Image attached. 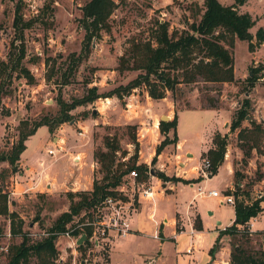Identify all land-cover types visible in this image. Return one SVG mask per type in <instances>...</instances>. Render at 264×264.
<instances>
[{"label":"rangeland","instance_id":"374dc122","mask_svg":"<svg viewBox=\"0 0 264 264\" xmlns=\"http://www.w3.org/2000/svg\"><path fill=\"white\" fill-rule=\"evenodd\" d=\"M89 1L22 0L23 21L32 22L24 30L22 44L25 57L20 62L28 76L21 77L16 71L10 82L5 78L2 80L4 94L0 103V152L8 151L17 142L18 129L23 121L31 124L44 116L54 117L58 111V97L71 103L82 98L91 87H97L102 94L126 85L139 74L136 71H118L119 59L129 47V42L132 39H149L158 21L168 23L169 32L187 30L191 23L199 20L204 3V0H122L109 19V30L101 31L98 38L91 40L88 58L70 76V56L80 55L85 43L82 8ZM217 1L223 6L234 3V0ZM263 3L264 0H248L238 11L263 16ZM17 5L18 0H0V61L9 64V69L20 49V42L16 40L13 28ZM258 7L262 8L257 10ZM259 27H264V16L250 32L254 35ZM262 47L251 53L246 42L235 41L234 76L237 80L234 83L181 84L174 97L167 93L159 101L150 99L143 88H138L121 100L116 97L100 98L92 104L76 107L70 113L72 121L64 123L53 133H49L45 126L39 127L25 142L17 172L12 173L7 163L0 164V171L9 175L0 184L9 193L8 207L23 218V228L29 232L30 238L36 240L45 236L55 219L69 210L71 201L79 200L77 196L71 200L70 194L88 191L94 179L102 178L100 166L91 172L89 164L96 162L92 157L95 151H106L104 139L108 137L119 142L116 163H129V159L135 155L136 165L145 164L149 169L163 173L171 179L169 182L176 184V191L166 192L165 195L157 193L153 202L141 199L139 215L134 212L130 217L132 232L126 237L115 239L104 248H92L84 242L80 245L77 242L73 244L71 238L78 240L82 236H79L81 230L76 234L72 233L71 237L58 236L55 240L58 263L231 264L230 253L234 243L242 245L253 255L260 256V252L264 251V201L260 203L261 211L256 215L258 220L255 229L259 231L240 236L223 233V230L217 233L216 230L233 223V206L221 204L217 198L202 199L195 195L198 188L222 195L230 191L234 201L238 199L250 203L261 198L264 193V138L259 150H253L246 156L239 147L237 131L229 130L233 115L244 99L250 102L248 117L264 128V46ZM254 74L257 80L250 85L248 78ZM65 78L69 81L67 85H63ZM211 106L216 108H209ZM176 114V139L181 147L168 143L157 156L156 148L164 141L165 136L155 124L158 122L159 125L163 115L170 117L171 121ZM249 120L250 118L245 119L242 127H250ZM217 133L227 136L226 161L217 168L213 178L208 180L202 173L196 174L192 168L202 165ZM58 137L64 141L61 146L65 149L62 153H66V165L56 161L60 154L56 158L46 154V150L57 146L58 141L54 142L53 138ZM166 137L171 140L172 131ZM133 138L138 143L137 149L132 142ZM75 156L82 159L81 163L73 162ZM56 162L58 163L54 165ZM29 168L32 171L26 172L28 179L36 175L38 179L42 173L43 177L37 182V188H31L28 192L27 180L21 176ZM66 171L68 176L70 173L73 178L81 177L79 184L76 187H66L74 180L69 178L65 181L64 188H55L48 193L46 183L57 176H54V172L63 176ZM234 173L241 176L239 190L235 186ZM196 175L200 180L194 183L193 188L174 180ZM16 183L19 184L17 188ZM158 183L163 184L151 174L145 181L146 186L150 187H155ZM231 184L232 188L229 190ZM246 194H249V198ZM152 203L156 227L155 222L147 218L148 208ZM89 209H81L79 214L73 215L67 228L71 225L73 228ZM164 219L167 220L166 223L163 222ZM176 219L183 226L184 232L179 233L176 240H172L173 233L179 231V227L173 225ZM0 226L4 229L0 237V262H3L8 245L19 242L20 237L10 236L9 222L4 216H0ZM191 229L198 230L199 233L192 238L193 250L186 253L191 239L186 232L189 233ZM154 234L158 238H154ZM218 235L221 239L211 258L209 250ZM214 259H217V263ZM262 260L264 264V257ZM30 264H35L34 258Z\"/></svg>","mask_w":264,"mask_h":264},{"label":"trees","instance_id":"16d2710c","mask_svg":"<svg viewBox=\"0 0 264 264\" xmlns=\"http://www.w3.org/2000/svg\"><path fill=\"white\" fill-rule=\"evenodd\" d=\"M247 1L234 0L232 5L223 6L217 0H204L199 20L191 23L187 30L169 32L168 23L156 22L155 30L150 38L147 40L132 39L129 42V47L119 59L118 71L139 72L134 79L126 85H120L112 91L102 94L99 93L97 87L88 88L82 98L71 103L58 97V111L54 117L44 116L37 122L29 124L23 121L20 124L18 140L8 151L0 152V164L7 163L12 173L17 172L20 156L25 150V142L35 134L39 127L45 126L49 133H53L64 123L72 121L70 113L76 107L92 104L100 98L116 97L121 100L132 91L143 88L150 99L159 101L163 100L167 93H171L174 97L181 84L236 82L233 56L235 41L246 42L251 53L256 48L264 45V28L259 27L253 35L250 31L256 25V20L248 13L238 11ZM21 3L22 0H18L13 19L16 40L20 42L17 58L10 69L9 64L0 61V103L4 94L2 82L4 78L7 82H10L13 73L16 71L21 77L26 78L28 76L27 71L20 66V62L25 57L22 44L24 30L28 29L32 22L23 21ZM120 3H122V0H90L82 8V27L85 31V43L80 55L70 56V76L79 68L82 61L88 58L91 40L98 38L101 31L106 32L109 30V19ZM52 63L55 64V62ZM8 70L9 73H7ZM256 80L255 74L248 78L250 85L255 83ZM68 83V79L65 78L63 85ZM209 108L216 107L211 106ZM249 109L250 102L248 99H244L233 115L229 127L230 132L237 131L239 147L246 156H249L253 150L258 151L264 138L263 126L251 117H249L250 127H242V122L249 116ZM176 120L177 114L174 115L171 121L159 122V131L165 136V139L156 148L157 156L166 144L176 145ZM170 131H172L173 138L168 140L166 136ZM132 142L137 149L138 143L135 138ZM227 142L226 135L222 136L220 133L214 135L212 148L206 153L204 160H207L210 164L209 174L216 173L217 168L224 162ZM104 147L105 152L97 150L93 153L94 159L100 166V172L103 174L102 178L93 180L91 191L70 194L71 200L75 196L79 200L76 202L71 201L69 210L62 212L55 219L53 225L48 228L47 234L39 239H31L29 232L24 230L23 218L16 211L9 209V193L0 186V216H4L8 220L10 236L12 238L20 237L19 242L8 245L5 261L0 262V264H30L33 258L35 264H63L57 262L58 251L55 246L57 237L67 231V224L73 220V215L79 214L81 209L92 208L107 196L117 197L118 194L115 189L124 182L125 176L131 170L137 172V180L140 182H145L150 173L163 183L171 181L163 173L151 170L145 164L136 165L137 157L135 155L129 159V163H116V153L120 150L117 140L106 137ZM240 177L239 174L234 173L237 190L240 189ZM7 178H9V175L5 171H0V184ZM174 180L188 185L196 183L200 178L196 181L180 178ZM229 192L226 194L229 195ZM246 196L249 198V194H246ZM263 201L264 193L261 198L250 203L249 201L235 199L233 206L235 220L223 230V233L246 236V232L244 229L242 230V227L261 211L259 205ZM71 227L72 225L68 229ZM3 231L4 229L0 226V237ZM74 231H72L73 234L78 233V230ZM219 240L220 235H218L209 250L211 258L217 250ZM262 257H264V251L260 252V256H255L240 244L234 243L231 247V264H263Z\"/></svg>","mask_w":264,"mask_h":264},{"label":"built area","instance_id":"2783aa9c","mask_svg":"<svg viewBox=\"0 0 264 264\" xmlns=\"http://www.w3.org/2000/svg\"><path fill=\"white\" fill-rule=\"evenodd\" d=\"M51 153L53 151H49V154ZM72 160L73 162L78 161V163L82 161L79 156H75ZM192 169L195 173H202L206 177V172H209L210 164L206 160L201 166L193 167ZM148 177H150V174H148ZM137 178V172L131 170L125 176L124 182L115 189L118 194L117 197H105L96 206L90 208L87 213H84L73 228H67V231L60 235L71 237L72 231L81 230L82 232L79 233V236L85 234V240L83 242L97 249L104 248L117 238L126 237L132 232L130 217L136 211V204H138L140 199L149 202H153L154 199L152 187L146 186L145 182H140ZM198 192L200 195L203 193L201 189ZM207 194L220 199L221 204L234 206L232 194L222 195L216 191H210ZM149 218L153 220V215H150ZM243 229L250 235L259 231L254 228V217L242 227ZM178 232H180V229ZM189 235H192V232ZM175 236L176 234L174 233L172 237L175 239ZM153 237L158 238L156 234ZM190 238L186 253H190L194 248L192 237ZM71 241L75 244L78 240L77 238H71Z\"/></svg>","mask_w":264,"mask_h":264},{"label":"crops","instance_id":"0c3cea01","mask_svg":"<svg viewBox=\"0 0 264 264\" xmlns=\"http://www.w3.org/2000/svg\"><path fill=\"white\" fill-rule=\"evenodd\" d=\"M263 6H264V3H263ZM259 8H262V7H258L257 8V10L259 9ZM263 10H264V8H263ZM245 12H247V11H245ZM249 15H251L252 16V18L253 19H255L256 20V23L258 24V23H260V21L262 20V18H263V16H264V14H263V16L261 15H259V14H256V13H254V12H247ZM263 13H264V11H263ZM258 19V20H257ZM256 24V25H257ZM255 27V26H254ZM253 27V28H254ZM262 28H264V27H262ZM262 46H264V45H262ZM261 46V47H262ZM263 48V47H262ZM235 79H236V77H235ZM237 80V79H236ZM170 118V117H169ZM170 121V120H169ZM78 125L80 126L81 124L80 123H78ZM155 127L157 128L158 127V122L155 124ZM82 135V134H81ZM222 136H224V133L222 134ZM53 141L55 142V141H58L57 142V146L55 145V146H53V149H48V150H46V154L48 155V156H50V157H52V158H56V156H57V154H60V156L58 157V159H56V161L58 160V162H62V164H64V165H66V163H67V158L65 157L66 156V153H62L65 149L61 146V143H63L64 141H63V139L61 138V137H58V138H53ZM54 145V144H53ZM176 147L177 148H180L181 147V145L179 144V143H176ZM58 148H60V150L58 149ZM212 148V145H211V147L209 148V149H211ZM49 151H53V153H51V154H49ZM62 153V154H61ZM76 155H78V153H76ZM186 155H187V153H186ZM80 156V155H79ZM93 157V156H92ZM224 161H226V160H224ZM20 162V161H19ZM58 162H56L54 165H56ZM44 163V162H43ZM40 164V163H39ZM85 164L87 165V163L85 162ZM182 164V163H181ZM182 165H186V163L184 164H182ZM89 167L91 168L90 169V171L91 172H93L94 170H96L97 169V167H98V163L97 162H94L93 161V163H90L89 164ZM45 170V169H44ZM44 170H43V172H44ZM29 171H32V169L31 168H29V170L27 171L26 169H25V173H23L22 174V178H24L25 180H27L26 181V191H30V189L31 188H37V182L38 181H40L41 179H42V177H43V173L41 174V177L40 178H38V179H36L37 178V176L38 175H36L35 177H33V178H30V179H28L27 178V174H26V172L28 173ZM47 172V171H46ZM48 173H50V171L48 170ZM67 171L66 172H64V174H63V176H61V174L59 173V172H54V176H55V174H57V176L56 177H54V178H51V181L49 182V183H46V191L48 192V193H50V192H52L55 188L56 189H58V190H61L62 188H64V185H65V181H67V180H69V178H72V179H74L72 182H70V183H68L67 184V186L66 187H69V188H71V187H76L78 184H79V181H80V178L81 177H77V178H73V177H71V174L69 173V176L67 175ZM195 174V173H194ZM197 174V173H196ZM51 176H52V174H50ZM80 176H82L81 174H80ZM189 176V175H188ZM198 178H200V177H198V175H196V176H191V177H188V178H186V179H184V180H193V181H196ZM212 179L213 178V175L212 174H206V179H208V180H210V179ZM34 181H36V182H34ZM19 184L18 183H16L15 184V188H17V186H18ZM191 188H193L194 186H195V184L194 183H192V184H188ZM159 186L161 187L160 189H159ZM152 187V189H153V191H154V195L155 194H157V193H159V194H163V195H165L166 194V192L167 193H175V191H176V184H173V183H171V182H166V183H158V185H156L155 187H153V186H151ZM162 188H165V190H162ZM231 188H232V184L230 185V187H229V190H231ZM92 189V187H90L89 189H87L88 191H90ZM200 188H198V190H199ZM198 190H197V192H196V195H195V197H197V198H209V197H211V198H215V197H212V196H209L207 193L208 192H210V191H208V192H205L203 189H201L202 191H203V193L200 195L199 194V192H198ZM169 191V192H168ZM212 191V190H211ZM205 192V193H204ZM17 193H16V190H14V195H16ZM216 199V198H215ZM140 210H141V199L139 200V202H138V204H136V211H135V213H137V215H139V212H140ZM150 215H154V204L152 203L151 204V206H149V208H148V213H147V218L149 219V216ZM258 219H257V216H255L254 217V228H255V223H256V221H257ZM153 222H155L154 221V217H153ZM163 222H167V220H163ZM217 224L219 225L220 224V222H217ZM232 224V223H231ZM230 224V225H231ZM161 226H163L162 225V223L160 224ZM173 225L174 226H176V228H177V226H179V229H180V232H176L175 234H176V236H175V239L171 236V239L172 240H176L177 239V236H178V234L179 233H181V232H184V229H183V226L181 225V223L178 221V219H176V221H175V223H173ZM230 225H228V226H230ZM155 227L157 226V224H156V222H155V225H154ZM228 226H223L221 229H216L217 230V233H218V231H222V230H224V228H226V227H228ZM155 229V228H154ZM190 232H192V235H189V233ZM190 237H195L196 235H198V233H199V231L198 230H195V229H191V231H189V233L188 232H186ZM174 234V233H173ZM221 239V238H220ZM220 241V240H219ZM215 243V241L213 242V244ZM225 261V260H224ZM214 262L215 263H217V259H214Z\"/></svg>","mask_w":264,"mask_h":264},{"label":"water","instance_id":"95a60500","mask_svg":"<svg viewBox=\"0 0 264 264\" xmlns=\"http://www.w3.org/2000/svg\"><path fill=\"white\" fill-rule=\"evenodd\" d=\"M246 119H249V117H246ZM170 120V118L166 115L161 116L159 122H168ZM153 177L154 175L152 173H150ZM85 240V234H82V236L78 239L77 241V245H80L83 241ZM152 264V263H150Z\"/></svg>","mask_w":264,"mask_h":264}]
</instances>
